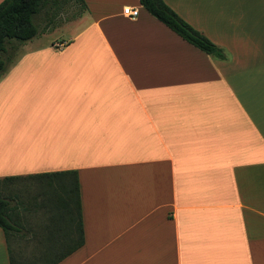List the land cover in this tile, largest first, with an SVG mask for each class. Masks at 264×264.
Returning a JSON list of instances; mask_svg holds the SVG:
<instances>
[{"label": "crops", "instance_id": "obj_1", "mask_svg": "<svg viewBox=\"0 0 264 264\" xmlns=\"http://www.w3.org/2000/svg\"><path fill=\"white\" fill-rule=\"evenodd\" d=\"M83 1L68 58L0 78V180L28 214L27 257L264 264V0H162L224 60L139 0Z\"/></svg>", "mask_w": 264, "mask_h": 264}, {"label": "trees", "instance_id": "obj_2", "mask_svg": "<svg viewBox=\"0 0 264 264\" xmlns=\"http://www.w3.org/2000/svg\"><path fill=\"white\" fill-rule=\"evenodd\" d=\"M59 1L61 0H3L0 3V78L8 71L10 65L16 62L19 49L38 36L39 30L34 22L35 17L47 6H58ZM72 1L80 6L82 12L86 9L83 0ZM139 3L151 16L189 45L212 58L218 60L225 59L221 48L183 21L162 0H139ZM73 174L76 177V173L73 172ZM37 176L48 177L52 176V174ZM12 179L3 178L0 180V229L5 237L9 264H35L34 261L23 262L20 258L15 257L9 244L10 237L13 236V233H16L13 217L16 215L18 209L17 202L12 204V198L5 194L7 188L6 183L12 181ZM76 205L79 210L78 194ZM79 228L81 233L80 221ZM82 242V236L80 235L78 245H81ZM31 259L44 261V259L40 258ZM58 261L60 260H52L48 264H55Z\"/></svg>", "mask_w": 264, "mask_h": 264}, {"label": "rangeland", "instance_id": "obj_3", "mask_svg": "<svg viewBox=\"0 0 264 264\" xmlns=\"http://www.w3.org/2000/svg\"><path fill=\"white\" fill-rule=\"evenodd\" d=\"M57 5L58 6L50 5L45 7L35 17L34 22L38 27L39 34L33 40L26 43L19 49L18 58L16 62L24 57H26V59H40L43 61L45 60L48 61V59L68 58L69 53L66 52L61 53V51L66 50L64 48L67 47L70 39H73V36L76 35L78 31H80L78 27L76 26L73 27L72 25L77 21L78 15H81L82 10L80 6L72 0H61ZM50 48L53 49L54 51H51ZM16 62L10 65L8 71L11 67H13V65H15ZM43 69L45 68L36 67V66L32 67L31 70L30 68L29 69L26 68L25 70H22L21 74H24L26 76H31L36 70H43ZM9 93L11 95L13 94L11 92ZM8 97L9 95H7L5 98L8 99ZM24 110L29 111V109H24ZM11 111L12 112H10L9 114L12 116V113H14V108H12ZM17 188L18 189L11 190L10 194L15 193L18 196L23 197V195H29L31 193L28 188L24 189L22 186L20 188L19 187ZM21 202H23L22 198H21ZM22 205L21 207L18 206L19 209H17L16 215H14L13 220L16 225L23 228L24 224H26L28 221V216H27L28 214L24 212ZM14 235L15 234L13 233V236L10 237L9 244L13 251V255L15 257L20 258V260L23 262L34 261L35 264H48L52 261V260L42 261L37 259L33 260L27 257L30 249L29 247L30 244L22 242L19 238L15 237Z\"/></svg>", "mask_w": 264, "mask_h": 264}, {"label": "built area", "instance_id": "obj_4", "mask_svg": "<svg viewBox=\"0 0 264 264\" xmlns=\"http://www.w3.org/2000/svg\"><path fill=\"white\" fill-rule=\"evenodd\" d=\"M123 14L128 18H135L138 14L136 9L123 8Z\"/></svg>", "mask_w": 264, "mask_h": 264}]
</instances>
